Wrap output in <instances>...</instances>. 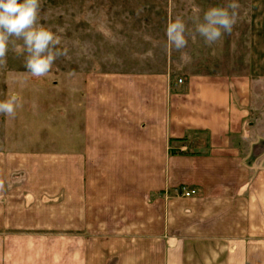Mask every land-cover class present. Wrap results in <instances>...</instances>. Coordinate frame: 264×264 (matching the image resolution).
Listing matches in <instances>:
<instances>
[{
    "label": "crops",
    "instance_id": "0c3cea01",
    "mask_svg": "<svg viewBox=\"0 0 264 264\" xmlns=\"http://www.w3.org/2000/svg\"><path fill=\"white\" fill-rule=\"evenodd\" d=\"M248 72L85 78L74 150L0 152V264H264Z\"/></svg>",
    "mask_w": 264,
    "mask_h": 264
},
{
    "label": "rangeland",
    "instance_id": "374dc122",
    "mask_svg": "<svg viewBox=\"0 0 264 264\" xmlns=\"http://www.w3.org/2000/svg\"><path fill=\"white\" fill-rule=\"evenodd\" d=\"M229 2L40 0L39 23L61 38L58 47L67 49V56L57 59L46 76L33 77L24 67L25 56L9 45L7 63L0 65V100L16 94L22 107L14 118L0 114V152L74 150L85 78L153 70L169 72L175 80L250 70L264 76V0H236L239 15L231 34L212 46L198 35L190 38L183 50L190 56L188 62L181 60L180 52L165 47L170 19L181 16L194 30V22L207 9ZM259 86L264 90V78Z\"/></svg>",
    "mask_w": 264,
    "mask_h": 264
},
{
    "label": "clouds",
    "instance_id": "9594fccd",
    "mask_svg": "<svg viewBox=\"0 0 264 264\" xmlns=\"http://www.w3.org/2000/svg\"><path fill=\"white\" fill-rule=\"evenodd\" d=\"M240 5L230 0L224 6H213L207 9L194 22L190 29L181 16L170 19L165 28V47L181 53V60L188 62L190 56L183 51L188 47L189 39L196 35L203 38L205 44L212 46L223 35L231 34L238 18ZM41 11L40 0H0V65L7 63L9 45L17 55H24L26 72L33 77L46 76L56 60L67 56V49H61V38L50 28L39 23ZM22 41V44H16ZM22 107L16 94L0 100V114L15 117L17 108ZM124 264H133L126 259Z\"/></svg>",
    "mask_w": 264,
    "mask_h": 264
},
{
    "label": "built area",
    "instance_id": "2783aa9c",
    "mask_svg": "<svg viewBox=\"0 0 264 264\" xmlns=\"http://www.w3.org/2000/svg\"><path fill=\"white\" fill-rule=\"evenodd\" d=\"M179 82H180V80H179ZM194 194H195V191H193V190H191V191H184L183 196L189 197V196H192Z\"/></svg>",
    "mask_w": 264,
    "mask_h": 264
}]
</instances>
